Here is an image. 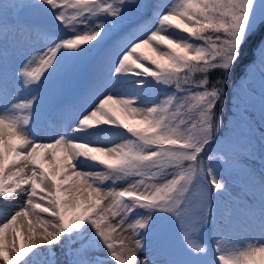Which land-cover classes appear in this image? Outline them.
Masks as SVG:
<instances>
[{
    "label": "snow or ice",
    "instance_id": "1",
    "mask_svg": "<svg viewBox=\"0 0 264 264\" xmlns=\"http://www.w3.org/2000/svg\"><path fill=\"white\" fill-rule=\"evenodd\" d=\"M258 32V65H248L243 87L230 86ZM74 70L91 81L69 104ZM149 77L170 91L148 99ZM258 124L264 0H0V259H264V238L246 234L255 242L229 247L254 224L264 230ZM105 138L111 142H98ZM18 218L27 220L24 247L16 243ZM169 224L176 246L154 248L150 233Z\"/></svg>",
    "mask_w": 264,
    "mask_h": 264
},
{
    "label": "rangeland",
    "instance_id": "2",
    "mask_svg": "<svg viewBox=\"0 0 264 264\" xmlns=\"http://www.w3.org/2000/svg\"><path fill=\"white\" fill-rule=\"evenodd\" d=\"M111 2V0H110ZM100 19H104V17H99ZM90 23H95V21H90ZM65 32H67V30H62L61 34H64ZM68 35H72L73 33L71 32H67ZM166 34V33H165ZM146 54L148 55H152L155 56V53L152 52L151 48H149L148 46H145L142 49ZM163 50V49H161ZM258 57H259V52H258ZM252 63V62H251ZM251 63H248V65H250ZM257 65H258V61H257ZM35 67V66H34ZM250 71V69L248 68V66L245 68V72L240 76V78L237 81L238 86L243 87L247 81L245 80L244 76L246 75V72ZM257 71H259V69H257ZM68 84L70 85L65 93V97L64 99L69 103V104H74L77 103L78 100V94L83 92V90L88 86V84L91 81V77L90 74L85 71V70H74L73 72L69 73L66 77ZM27 93H23L22 95H26ZM148 98V95H147ZM118 114H120L118 112ZM122 115V114H120ZM257 128L259 129L256 132V136L257 139L259 140V137L261 135V133H264V126L261 125H257ZM7 131V129H6ZM107 135V134H106ZM9 139H13L9 137ZM98 142L101 143H110L111 140L108 138L105 139H100ZM7 154H6V160H7ZM92 162L89 161V165ZM89 165H81V167H85L87 168ZM46 167L51 171L52 170V166L50 164H48L46 162ZM123 186V185H121ZM43 187V186H42ZM37 203L40 202L39 199L36 200ZM257 211L259 210V205L257 204L256 206ZM29 218H32L31 216ZM45 219H48V216L44 217ZM27 220H25L24 218H18L17 220V224L13 225L14 228H17V239H16V243L18 247H24L25 244L27 243ZM171 224L168 225L166 231L164 233H160L159 231H154L152 233H150L149 235V242L150 244L154 247V248H159L161 246H168V247H174L176 246V239H175V235H174V228L171 230ZM37 230L39 228V226H36ZM22 229V230H21ZM260 230H261V226L259 223L252 225L249 228V232L247 233H238L235 237H233L231 243L229 244L230 248H235V249H241L243 247H246L248 243L250 242H255L254 240H248L245 239V235L247 234L248 236H252L255 239H259L260 238H264V236L262 237L260 234ZM171 231V232H170ZM264 232V230H263ZM5 243L6 244H10L12 241V228L6 229L5 230ZM264 235V233H263ZM215 250L213 249V252ZM260 257H257V260L254 262V264H260ZM0 264H5V262L0 259Z\"/></svg>",
    "mask_w": 264,
    "mask_h": 264
},
{
    "label": "trees",
    "instance_id": "3",
    "mask_svg": "<svg viewBox=\"0 0 264 264\" xmlns=\"http://www.w3.org/2000/svg\"><path fill=\"white\" fill-rule=\"evenodd\" d=\"M178 34H183V33H178ZM261 36V33H257L256 36L250 40L244 49L245 55L238 64V66L235 68L234 72L232 73L231 80L229 81V85L231 86L236 85L238 79L240 76L245 72V68L248 66V63H251L254 59L258 61V51H257V42L259 41ZM141 51H143L141 49ZM150 66V65H146ZM215 75L218 74H213V78H215ZM147 82L150 87V91L148 92V99H158L160 96L166 94L169 89H166L164 86H156L155 81L152 80V78H147ZM173 229V226H171V230ZM171 232V231H170Z\"/></svg>",
    "mask_w": 264,
    "mask_h": 264
},
{
    "label": "bare ground",
    "instance_id": "4",
    "mask_svg": "<svg viewBox=\"0 0 264 264\" xmlns=\"http://www.w3.org/2000/svg\"><path fill=\"white\" fill-rule=\"evenodd\" d=\"M260 233H261L260 235L263 237V236H264V235H263L264 232H263L262 229L260 230ZM260 264H264V259H261V260H260Z\"/></svg>",
    "mask_w": 264,
    "mask_h": 264
}]
</instances>
